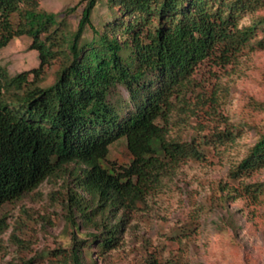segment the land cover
Returning a JSON list of instances; mask_svg holds the SVG:
<instances>
[{"label": "trees", "instance_id": "16d2710c", "mask_svg": "<svg viewBox=\"0 0 264 264\" xmlns=\"http://www.w3.org/2000/svg\"><path fill=\"white\" fill-rule=\"evenodd\" d=\"M80 2L73 29L76 7L54 13L40 0H0V50L27 37L39 58L38 68L15 76L0 67V237L7 204L74 165L69 221L79 231L78 217L97 232L86 240L75 234L64 264H95L120 245L130 223L124 213H133L187 161L236 143V127L190 138L176 128L206 111L194 78L200 65L227 67L248 49H264V15H255L264 0ZM101 11H108L102 20ZM54 65V79L46 83ZM121 140L131 159L117 166L111 148ZM262 169L264 132L232 163L219 199L264 203V182H245ZM206 208L193 213L190 232H198Z\"/></svg>", "mask_w": 264, "mask_h": 264}, {"label": "rangeland", "instance_id": "374dc122", "mask_svg": "<svg viewBox=\"0 0 264 264\" xmlns=\"http://www.w3.org/2000/svg\"><path fill=\"white\" fill-rule=\"evenodd\" d=\"M80 1L40 0V5L54 13L76 7L69 18L76 29L85 5ZM107 12L101 11L104 18L99 19H105ZM255 15H264V10ZM251 18L242 23H250ZM30 45L29 38L21 37L0 50V67L9 76L38 68V53ZM252 49L227 67L209 62L196 69L194 78L205 96L206 111L184 123L182 130L176 128L190 138L236 127V143L210 147L204 160L181 165L133 213H121L130 223L120 245L97 257L95 264H264V203L252 204L245 198L224 203L218 197L220 183L230 182L232 163L243 158L264 132V49ZM57 69L54 65L47 70L46 83L53 81ZM130 159L125 141L112 146L111 163L126 165ZM73 166L4 207L8 226L0 237V264H64L75 234L86 240L90 232H97L83 228L78 217L79 231L69 221L67 196L74 190ZM245 182H264V169ZM205 206L209 209L198 232H190L187 224L193 213H202L197 210Z\"/></svg>", "mask_w": 264, "mask_h": 264}]
</instances>
